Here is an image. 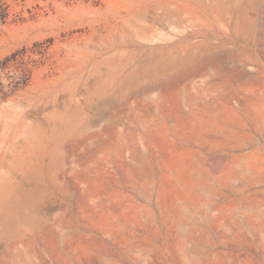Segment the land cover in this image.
Returning a JSON list of instances; mask_svg holds the SVG:
<instances>
[{"label":"rangeland","instance_id":"374dc122","mask_svg":"<svg viewBox=\"0 0 264 264\" xmlns=\"http://www.w3.org/2000/svg\"><path fill=\"white\" fill-rule=\"evenodd\" d=\"M0 264H264V0H0Z\"/></svg>","mask_w":264,"mask_h":264}]
</instances>
